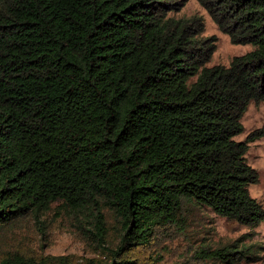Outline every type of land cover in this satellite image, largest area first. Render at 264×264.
Returning <instances> with one entry per match:
<instances>
[{"label":"trees","instance_id":"trees-1","mask_svg":"<svg viewBox=\"0 0 264 264\" xmlns=\"http://www.w3.org/2000/svg\"><path fill=\"white\" fill-rule=\"evenodd\" d=\"M188 1L0 0V264H73L2 248L24 226L45 234L53 211L101 256L86 264H138L134 250L196 209L264 223L247 159L264 130L237 140L264 102V0H198L253 46L213 66L204 18L176 15ZM251 255L238 240L194 256Z\"/></svg>","mask_w":264,"mask_h":264},{"label":"rangeland","instance_id":"rangeland-1","mask_svg":"<svg viewBox=\"0 0 264 264\" xmlns=\"http://www.w3.org/2000/svg\"><path fill=\"white\" fill-rule=\"evenodd\" d=\"M195 14L204 18V38L216 39V50L209 66L229 65L235 56L252 50L250 44H234L198 0H189L176 15L190 17ZM242 123L245 131L237 137L239 141H245L253 133L264 130V102H252ZM247 159L259 174V183L250 186V193L264 206V138L250 144ZM55 213L53 211L45 217V234H41L33 225L24 226L4 236L2 248L18 249L38 258L67 256L73 264H86L88 259H99L101 256L94 252L93 247L82 239L65 218L55 217ZM238 240H242V245L250 248L254 253L251 256L256 258L251 263L243 261L239 264H264V223L251 229L219 217L209 209H196L187 216L186 230L181 234L175 230L166 236L162 234L150 248L140 247L130 257L138 264H201L194 255L203 245L220 247Z\"/></svg>","mask_w":264,"mask_h":264}]
</instances>
